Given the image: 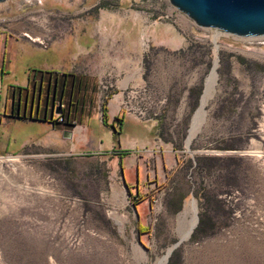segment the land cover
Segmentation results:
<instances>
[{
    "label": "rangeland",
    "instance_id": "rangeland-1",
    "mask_svg": "<svg viewBox=\"0 0 264 264\" xmlns=\"http://www.w3.org/2000/svg\"><path fill=\"white\" fill-rule=\"evenodd\" d=\"M109 11L141 26L143 79L123 98L138 92L148 113L118 111L119 125L99 127L102 144L73 154L0 155V264H157L194 200L197 223L165 264H264V36L200 27L170 0H4L0 32L48 47ZM150 23L173 26L178 45L162 47L155 39L172 38L154 39ZM214 66L216 90L190 138ZM143 173L138 191L128 186Z\"/></svg>",
    "mask_w": 264,
    "mask_h": 264
},
{
    "label": "crops",
    "instance_id": "crops-1",
    "mask_svg": "<svg viewBox=\"0 0 264 264\" xmlns=\"http://www.w3.org/2000/svg\"><path fill=\"white\" fill-rule=\"evenodd\" d=\"M92 20L96 28L57 31L48 47L0 32V155L27 146L54 150L64 145L73 154L103 143L100 126L110 132L120 124L119 101L143 79L141 26L131 13L102 12ZM147 30L154 39L157 30L165 31L172 39L155 41L166 49L180 41L167 23H150ZM17 72L20 78L14 77ZM103 79L107 85L101 88ZM58 102L64 104L65 123L54 120ZM64 130H71V136L65 137ZM145 177L128 186L138 191Z\"/></svg>",
    "mask_w": 264,
    "mask_h": 264
},
{
    "label": "water",
    "instance_id": "water-1",
    "mask_svg": "<svg viewBox=\"0 0 264 264\" xmlns=\"http://www.w3.org/2000/svg\"><path fill=\"white\" fill-rule=\"evenodd\" d=\"M4 1V0H0ZM200 27L217 28L224 32L249 37L264 36V0H170ZM71 130L63 135L70 137ZM190 228V234L196 223ZM181 241H177L170 252Z\"/></svg>",
    "mask_w": 264,
    "mask_h": 264
},
{
    "label": "bare ground",
    "instance_id": "bare-ground-1",
    "mask_svg": "<svg viewBox=\"0 0 264 264\" xmlns=\"http://www.w3.org/2000/svg\"><path fill=\"white\" fill-rule=\"evenodd\" d=\"M40 43L44 44L42 41ZM216 66H214L212 72L208 76L206 80V87L205 91L202 96L201 100V105L197 112L195 113V116L193 118V123H192V128L190 132V138L191 136L198 130L200 127L201 122L204 119L205 112L204 108H206V104L209 102V100L212 98L214 89H215V84H216ZM218 81V80H217ZM216 90V89H215ZM137 98H138V92H131V94L127 95L126 98H122L119 103H118V111L122 110H128V111H133L134 113H137L139 116L143 117L147 115V111L140 109L137 104ZM60 121L62 118H58ZM13 156V155H12ZM3 157V156H0ZM197 203L196 200H194L187 211V213L181 218L182 220V225L180 227V231L182 234V239L179 241L187 240L190 237V228L191 226L195 223L196 217H197ZM189 223V226H184L185 223ZM184 223V224H183ZM168 257V254H166L164 257L160 258L157 264H165L166 259Z\"/></svg>",
    "mask_w": 264,
    "mask_h": 264
},
{
    "label": "flooded vegetation",
    "instance_id": "flooded-vegetation-1",
    "mask_svg": "<svg viewBox=\"0 0 264 264\" xmlns=\"http://www.w3.org/2000/svg\"><path fill=\"white\" fill-rule=\"evenodd\" d=\"M56 107L59 108L60 112L57 113L56 116L54 117L55 122H59V123L67 122L65 115L62 113V110L64 108V104H62L61 102H58V103H56ZM58 118H62V120L60 121Z\"/></svg>",
    "mask_w": 264,
    "mask_h": 264
},
{
    "label": "trees",
    "instance_id": "trees-1",
    "mask_svg": "<svg viewBox=\"0 0 264 264\" xmlns=\"http://www.w3.org/2000/svg\"><path fill=\"white\" fill-rule=\"evenodd\" d=\"M199 228H200V222H199L198 226L196 227L195 232H197ZM195 232H194V233H195ZM193 237H194V236H193Z\"/></svg>",
    "mask_w": 264,
    "mask_h": 264
}]
</instances>
